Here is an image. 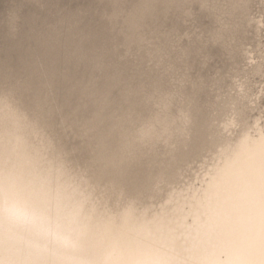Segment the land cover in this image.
Returning a JSON list of instances; mask_svg holds the SVG:
<instances>
[{"label": "bare ground", "instance_id": "1", "mask_svg": "<svg viewBox=\"0 0 264 264\" xmlns=\"http://www.w3.org/2000/svg\"><path fill=\"white\" fill-rule=\"evenodd\" d=\"M263 118L264 0H2L0 264H264Z\"/></svg>", "mask_w": 264, "mask_h": 264}, {"label": "rangeland", "instance_id": "2", "mask_svg": "<svg viewBox=\"0 0 264 264\" xmlns=\"http://www.w3.org/2000/svg\"><path fill=\"white\" fill-rule=\"evenodd\" d=\"M1 5H2V0H0V7H1ZM84 37H85V36H84ZM188 49H189V48H188ZM189 50H190V49H189ZM54 63L56 64L57 62H54ZM156 72L159 73L158 70L156 69V67H153V69L150 71V75H151V77H152V78H151L152 80L150 81V83H149L148 85H149L150 88L153 89V90H159V89H162V86H161V84H160V81H161V80H157V81H155V79L157 78V73H156ZM181 77L184 78V79H186L187 77H190V75H189V73L185 72V73H183V74L181 75ZM259 80L262 81L263 79H258V82H259ZM153 81H155L154 84H153ZM258 82L256 83V84H258V86H259V84H260V85L263 84L262 82H260V83H258ZM258 86H257V87L255 86V87H256V89H255L256 91H258V88H259ZM259 100H260V99H259ZM263 120H264V118H263L261 121H263Z\"/></svg>", "mask_w": 264, "mask_h": 264}]
</instances>
